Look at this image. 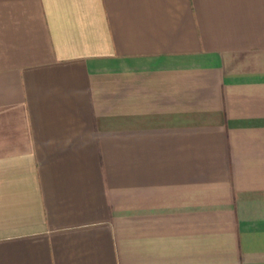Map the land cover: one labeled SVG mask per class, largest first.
I'll return each instance as SVG.
<instances>
[{
    "label": "crops",
    "instance_id": "0c3cea01",
    "mask_svg": "<svg viewBox=\"0 0 264 264\" xmlns=\"http://www.w3.org/2000/svg\"><path fill=\"white\" fill-rule=\"evenodd\" d=\"M0 264H264V0H0Z\"/></svg>",
    "mask_w": 264,
    "mask_h": 264
}]
</instances>
